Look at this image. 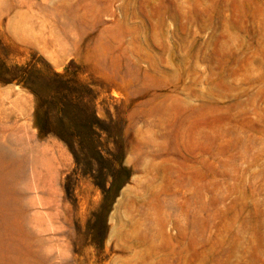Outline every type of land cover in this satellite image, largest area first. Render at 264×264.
I'll return each mask as SVG.
<instances>
[{
	"label": "rangeland",
	"instance_id": "rangeland-1",
	"mask_svg": "<svg viewBox=\"0 0 264 264\" xmlns=\"http://www.w3.org/2000/svg\"><path fill=\"white\" fill-rule=\"evenodd\" d=\"M0 59L90 84L130 170L103 203L0 84L3 264H264V0H0Z\"/></svg>",
	"mask_w": 264,
	"mask_h": 264
},
{
	"label": "trees",
	"instance_id": "trees-1",
	"mask_svg": "<svg viewBox=\"0 0 264 264\" xmlns=\"http://www.w3.org/2000/svg\"><path fill=\"white\" fill-rule=\"evenodd\" d=\"M10 83L33 96V123L39 135L61 141L73 157L74 172L90 175L103 203L111 204L128 181L130 170L123 163L121 129L111 119L98 116L92 86L78 82L68 68L58 73L49 68L37 70L31 64L7 66L0 59V84Z\"/></svg>",
	"mask_w": 264,
	"mask_h": 264
},
{
	"label": "bare ground",
	"instance_id": "bare-ground-1",
	"mask_svg": "<svg viewBox=\"0 0 264 264\" xmlns=\"http://www.w3.org/2000/svg\"><path fill=\"white\" fill-rule=\"evenodd\" d=\"M9 193L6 189L5 179L0 170V234L10 230V214L8 208ZM2 253H0V264H3Z\"/></svg>",
	"mask_w": 264,
	"mask_h": 264
}]
</instances>
